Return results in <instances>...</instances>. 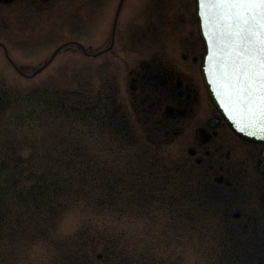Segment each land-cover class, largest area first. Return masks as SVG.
<instances>
[{
    "label": "rangeland",
    "instance_id": "1",
    "mask_svg": "<svg viewBox=\"0 0 264 264\" xmlns=\"http://www.w3.org/2000/svg\"><path fill=\"white\" fill-rule=\"evenodd\" d=\"M128 2L56 13L34 45L7 42L35 75L0 68V264H264V218L228 230L216 189L184 161L190 125L161 144L127 86L153 53L179 63L183 52L191 75L203 51L194 0ZM68 40L83 51L47 63Z\"/></svg>",
    "mask_w": 264,
    "mask_h": 264
},
{
    "label": "flooded vegetation",
    "instance_id": "2",
    "mask_svg": "<svg viewBox=\"0 0 264 264\" xmlns=\"http://www.w3.org/2000/svg\"><path fill=\"white\" fill-rule=\"evenodd\" d=\"M95 1L0 0V68L7 70L9 67L20 78H32L25 65L16 64L18 54L15 55L12 45L7 42L34 45L41 35L48 33L56 13L65 18L72 9L78 14L84 10L91 12V8L97 9L93 7ZM128 3L134 4L133 0ZM72 41L78 42H66ZM70 45L78 46L65 44L59 51ZM156 54L140 60L130 69L127 86L133 101L148 107L147 121L156 120L164 129L166 143L183 138L184 125H190L189 136L182 144L184 161L216 189L215 199L224 206L221 214L223 221L229 223L228 230L241 233L252 220L264 218V173L258 170V156L264 144H254L237 136L209 102L200 76L195 74V67L199 73L201 54L191 57L190 76L183 71V62L188 60L183 52H180L179 63ZM3 89L0 84V118L7 110Z\"/></svg>",
    "mask_w": 264,
    "mask_h": 264
},
{
    "label": "snow or ice",
    "instance_id": "3",
    "mask_svg": "<svg viewBox=\"0 0 264 264\" xmlns=\"http://www.w3.org/2000/svg\"><path fill=\"white\" fill-rule=\"evenodd\" d=\"M203 73L240 132L264 139V0H196Z\"/></svg>",
    "mask_w": 264,
    "mask_h": 264
},
{
    "label": "water",
    "instance_id": "4",
    "mask_svg": "<svg viewBox=\"0 0 264 264\" xmlns=\"http://www.w3.org/2000/svg\"><path fill=\"white\" fill-rule=\"evenodd\" d=\"M194 2H195V17L197 19V30H198V33H199V36H200L201 40L203 41V45H204V52L202 54V58H201V61H200L199 71H200L201 79H202V81H203V83H204V85L206 87L207 92H208L210 101L217 108V110L219 111V113L223 116V118L226 121V123L228 124V126L238 136H240L243 139H245L247 141H250V142H254V143H264V139H261L259 136H249L246 133L240 132L238 130V128L233 124V121L229 118V115L226 113L225 108L221 106V102L218 101L217 95L213 92V87L214 86L209 85V83H208L209 77L205 76V74L203 73L202 65H203V62H204V59H205V54H206V41L204 40L203 31L200 28L199 18H198L197 14H196V7H197L196 0H194ZM259 160H260L259 170L262 173H264V149L259 154Z\"/></svg>",
    "mask_w": 264,
    "mask_h": 264
}]
</instances>
